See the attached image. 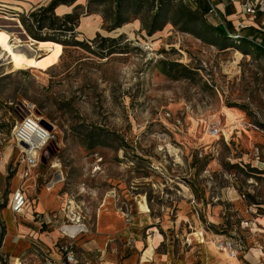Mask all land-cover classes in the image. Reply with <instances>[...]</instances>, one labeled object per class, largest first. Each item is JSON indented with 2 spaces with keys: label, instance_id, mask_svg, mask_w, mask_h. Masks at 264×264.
Returning a JSON list of instances; mask_svg holds the SVG:
<instances>
[{
  "label": "rangeland",
  "instance_id": "374dc122",
  "mask_svg": "<svg viewBox=\"0 0 264 264\" xmlns=\"http://www.w3.org/2000/svg\"><path fill=\"white\" fill-rule=\"evenodd\" d=\"M53 1L0 0V245L22 171L11 131L26 113L52 130L33 172L37 190L55 180L63 199L39 220L63 264H114L124 233L102 250L92 239L117 218L141 231L140 253L163 237L179 257L205 232L216 248L240 236L236 226L262 228L264 49L229 39L186 0H65L44 26L27 19ZM156 13L162 27L149 35ZM73 223L75 237L59 230ZM48 254L36 243L30 255L1 249L0 260L47 264Z\"/></svg>",
  "mask_w": 264,
  "mask_h": 264
},
{
  "label": "crops",
  "instance_id": "0c3cea01",
  "mask_svg": "<svg viewBox=\"0 0 264 264\" xmlns=\"http://www.w3.org/2000/svg\"><path fill=\"white\" fill-rule=\"evenodd\" d=\"M205 2L204 0L202 3L204 4ZM217 7L228 19L232 20L227 15L229 11L225 3H217ZM21 163L23 171L24 163ZM33 170L34 168L26 177L23 176L21 171V176L18 177L16 175L11 180V190L14 191L17 188L22 189L27 203L23 212L17 216L13 215L9 206L7 208L8 211L5 212V209L2 210L4 234L0 247L5 253H11L12 257L15 253L32 254V249L34 250L36 243H38L39 246L43 247L49 253L48 256L51 257V260H54V264H61L60 260L56 259L58 258V254L53 246V239L48 235L51 233L40 229L39 220L42 219V222L45 223L50 221L51 214L54 215L53 213L59 210L63 204V199H57L51 192V189L55 187V180L47 184L46 189L48 191L42 188L37 190V181ZM33 193L35 197L30 202L28 196H33ZM35 218H38V220L35 221ZM263 220L261 222H264ZM117 221L118 225L115 228H104V223H99L101 226L97 228V231L100 233L95 234L92 239L94 246L98 250H102L114 240L115 236H121L124 233L116 250L117 254L114 264H264V223H262V228H257L256 230L251 229L250 231L236 226L237 231L240 232V236H233L239 239L245 248L238 252L237 257L230 258L225 253L218 251L211 244L213 234L208 232H205V236L208 239L205 245L191 246L180 257L172 250V246L163 242V237L161 239L157 237L152 238L150 242L146 241V246H144L145 250L140 253V249L144 245L141 231L138 228L124 227L119 218H117ZM59 230L71 235L75 234V236L83 231L81 225L65 229L59 228ZM162 243L163 250L158 252V247ZM118 256L119 258H117ZM45 260L47 264H52L49 258H45Z\"/></svg>",
  "mask_w": 264,
  "mask_h": 264
},
{
  "label": "built area",
  "instance_id": "2783aa9c",
  "mask_svg": "<svg viewBox=\"0 0 264 264\" xmlns=\"http://www.w3.org/2000/svg\"><path fill=\"white\" fill-rule=\"evenodd\" d=\"M190 5L195 0H186ZM203 1V0H202ZM208 9L205 10L204 16L211 15L216 24L227 29V21L233 25L234 32H230L235 39L242 38L239 33L241 28L254 26L264 33V0H205ZM217 3H233L238 8V21L228 19L222 11L217 7ZM251 40L250 37H248ZM52 130L48 128L39 118L33 114H20L15 121L11 131V139L13 147L18 151V157L24 163L22 174L26 177L37 165L39 155L42 149L47 145L52 137ZM4 160L3 154L0 152V163ZM27 199L22 189L17 188L11 192L8 206L13 215L21 214L26 206ZM51 218V216H50ZM69 238H72L69 236ZM241 242L233 235L221 238L215 241L218 250L223 251L228 257L235 258L238 254V247ZM67 250V245L64 247ZM0 256L1 248H0ZM66 259L70 263L73 261L72 252L67 251ZM61 262V261H60ZM1 264V260H0ZM61 264H63L61 262Z\"/></svg>",
  "mask_w": 264,
  "mask_h": 264
},
{
  "label": "trees",
  "instance_id": "16d2710c",
  "mask_svg": "<svg viewBox=\"0 0 264 264\" xmlns=\"http://www.w3.org/2000/svg\"><path fill=\"white\" fill-rule=\"evenodd\" d=\"M69 1L54 0L53 2H51L46 7H41L40 8L39 17L36 16L37 15L36 12H31L27 19L36 21L38 27H42V26H44L46 18H48L47 17L48 15H46V13H48V11L52 12L55 9V7H57L58 5L66 4ZM203 1L202 0H195V3L190 5V6L195 8V9H202V11L204 13V8H203V3H202ZM69 18H71V14H66L65 15V19H69ZM158 18H159V13H156L153 16V19H152V21H151V23L149 25V31H148L149 35L152 34L154 31H157V30L161 29L162 26L157 24V19ZM24 25L26 26L27 32L34 39L39 40L37 35H35L31 31V29L29 27H27L25 22H24ZM115 26H119V25L117 24ZM217 27L220 30V32L223 33L229 39H233V40H236L238 42L245 41V42H248L249 44H252L253 46H255L257 48L264 49V33L261 32L258 28L254 27V26H247V27L241 28L239 33L242 35V38H239V39H235L231 35H229L230 32H234L233 25H232V23L230 21H227V29H224L223 27H221L219 25H217ZM67 30H71V29H67ZM248 37H250L251 40H249ZM53 41H58V40H53Z\"/></svg>",
  "mask_w": 264,
  "mask_h": 264
},
{
  "label": "bare ground",
  "instance_id": "6f19581e",
  "mask_svg": "<svg viewBox=\"0 0 264 264\" xmlns=\"http://www.w3.org/2000/svg\"><path fill=\"white\" fill-rule=\"evenodd\" d=\"M18 59H19V58H18ZM39 119H40V118H39ZM40 120H41V119H40ZM41 121H42V120H41ZM144 207H145V205H144ZM145 208H146V207H145ZM145 208H144V209H145ZM74 220H75V219H74ZM73 224H74V223H73ZM74 226H75V227H78V226H80V225H77V224L70 225V226H69V225H62V226L60 227V229H61V228H64V229H65V228H70V227H74ZM62 233H63V235L65 234V235H68V236H70V237H75V234L71 235V234H69V233H67V232H62Z\"/></svg>",
  "mask_w": 264,
  "mask_h": 264
},
{
  "label": "water",
  "instance_id": "95a60500",
  "mask_svg": "<svg viewBox=\"0 0 264 264\" xmlns=\"http://www.w3.org/2000/svg\"><path fill=\"white\" fill-rule=\"evenodd\" d=\"M26 38L28 37V36H25ZM28 39V38H27Z\"/></svg>",
  "mask_w": 264,
  "mask_h": 264
}]
</instances>
